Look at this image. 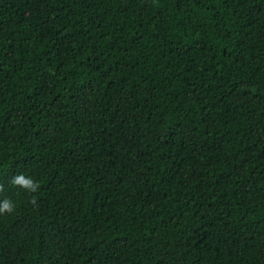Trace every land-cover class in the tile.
<instances>
[{
  "label": "trees",
  "instance_id": "trees-1",
  "mask_svg": "<svg viewBox=\"0 0 264 264\" xmlns=\"http://www.w3.org/2000/svg\"><path fill=\"white\" fill-rule=\"evenodd\" d=\"M0 185V264H264V0H0Z\"/></svg>",
  "mask_w": 264,
  "mask_h": 264
},
{
  "label": "clouds",
  "instance_id": "clouds-1",
  "mask_svg": "<svg viewBox=\"0 0 264 264\" xmlns=\"http://www.w3.org/2000/svg\"><path fill=\"white\" fill-rule=\"evenodd\" d=\"M11 185L25 193L32 194L30 203L32 205H37V199L34 194L38 193L41 189V182L39 180L25 173H18L12 178ZM0 192H3L2 185H0ZM16 211L17 204L13 200L7 197L0 199V216H11L14 215Z\"/></svg>",
  "mask_w": 264,
  "mask_h": 264
}]
</instances>
